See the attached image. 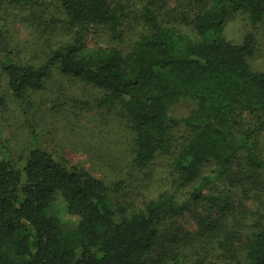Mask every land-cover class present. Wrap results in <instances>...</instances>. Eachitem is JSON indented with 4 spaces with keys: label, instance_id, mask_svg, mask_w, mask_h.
Listing matches in <instances>:
<instances>
[{
    "label": "trees",
    "instance_id": "obj_1",
    "mask_svg": "<svg viewBox=\"0 0 264 264\" xmlns=\"http://www.w3.org/2000/svg\"><path fill=\"white\" fill-rule=\"evenodd\" d=\"M57 2L70 41L52 50L42 65L2 63L9 89L24 104L30 91L43 88L51 64L57 63L66 77L101 90V106L123 112L139 168L157 154H171L176 147L172 132L184 123L187 134L173 159L182 185L193 182L208 159L215 160L218 174L227 171L245 143L239 122L244 113L256 129H264V71L254 70L246 59L253 40L247 36L233 44L223 37L225 20L236 11L253 23L262 20L264 0H217L215 8L200 9L192 21L196 38L164 27L149 3L142 11L149 31L127 51L85 49L90 29L120 38V15L110 0ZM180 98L195 103L185 118L169 112ZM245 159L264 169V160L254 152L247 151ZM210 179L205 177L191 196L216 199L201 192ZM111 191L85 168L45 148L33 145L14 156L0 143V264H147L160 223L180 206L163 193L141 209L122 210L117 220ZM56 199L67 214L78 217L75 228L49 213ZM220 225L206 224L202 240L217 238ZM169 259L179 263L175 255ZM246 264H264V223L248 246Z\"/></svg>",
    "mask_w": 264,
    "mask_h": 264
},
{
    "label": "rangeland",
    "instance_id": "obj_2",
    "mask_svg": "<svg viewBox=\"0 0 264 264\" xmlns=\"http://www.w3.org/2000/svg\"><path fill=\"white\" fill-rule=\"evenodd\" d=\"M120 15V38H111L103 29L85 34V49L116 46L124 51L149 31L142 11L152 3L164 27L177 28L196 38L192 25L195 14L216 7L217 0H110ZM65 15L57 0H0V143L12 155L31 146L45 148L73 164L85 168L112 188L110 201L120 218L144 207L146 201L168 194L180 210L159 225V234L146 256L147 264H246V253L255 232L264 223V169L247 164L245 154L254 152L264 160V129L247 114L239 118L246 132L245 143L223 174L208 159L197 178L182 185L173 169V159L187 130L180 123L172 132L176 147L171 154H157L145 167L134 162V144L123 112L100 105L103 92L78 79L66 77L57 63L51 64L43 88L28 93L27 104L16 98L8 86L2 63L13 61L42 65L52 50L71 39ZM250 36L252 51L246 59L256 71H264V18L251 22L246 13L236 11L225 20L223 37L240 44ZM195 108L188 98H180L169 109L172 116L185 118ZM209 183L202 194L214 200L195 199L192 191L205 177ZM117 186V188H114ZM49 213L64 226L75 228L78 217L69 215L58 199ZM218 221L217 238L202 240L203 228Z\"/></svg>",
    "mask_w": 264,
    "mask_h": 264
}]
</instances>
